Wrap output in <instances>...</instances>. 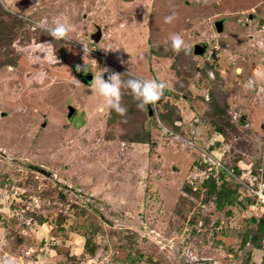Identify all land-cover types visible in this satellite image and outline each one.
<instances>
[{"label":"rangeland","instance_id":"obj_1","mask_svg":"<svg viewBox=\"0 0 264 264\" xmlns=\"http://www.w3.org/2000/svg\"><path fill=\"white\" fill-rule=\"evenodd\" d=\"M1 8L21 26L9 47L1 48L14 64L0 68V264L264 262V246L240 245L244 220L253 211L239 204L229 215L228 207L217 211L193 183L197 161L220 162L234 145L242 154L236 180L246 181L249 160L256 166L264 162V106L253 110L248 99L254 96L258 103L256 93L264 86H247L248 67L256 64L259 76L264 68L259 37H248L252 27L264 29V0H0ZM173 11L177 18L165 23ZM218 19L224 20L221 33L213 24ZM43 20L70 25V40H53L32 23ZM96 26L102 37L92 44ZM172 34L181 35L191 50L205 43L207 51L201 56L190 51L189 57L183 51L154 54L153 49L170 48ZM92 45L99 56L84 53L83 46ZM77 66L93 79H78ZM104 68L167 85L157 105L147 108L151 120L126 131L109 121L106 107L99 111L103 98L90 89ZM210 87L226 99L238 133H216L200 120L207 105L201 96L209 101ZM68 105L76 110L72 118ZM159 113L171 122L175 118L173 127ZM241 119L245 122L237 125ZM146 130V145L124 138ZM186 184H193L191 190ZM243 187L240 201L253 198ZM124 230L130 238L121 234V240L114 232ZM90 234L92 253L85 251Z\"/></svg>","mask_w":264,"mask_h":264},{"label":"trees","instance_id":"obj_2","mask_svg":"<svg viewBox=\"0 0 264 264\" xmlns=\"http://www.w3.org/2000/svg\"><path fill=\"white\" fill-rule=\"evenodd\" d=\"M128 1V0H126ZM2 15H7L6 20L1 18ZM21 26V20L18 18H15L7 11L0 9V56L2 55V58H0V68L3 66L14 64L12 59L9 57V55L6 52H2V47H9L11 44L13 37L15 35V29L20 28ZM153 53L156 55H162V56H170L173 54V51L171 50V47L168 49H164L160 51V49H153ZM192 53V50L191 52ZM187 57L188 54H186ZM192 56V55H190ZM186 57V56H185ZM183 57V58H185ZM182 58L181 62L184 60ZM180 61V59H179ZM179 62V63H181ZM210 65V64H209ZM211 66V65H210ZM82 71V70H81ZM216 73V79L218 78V72ZM206 79H209L208 74L204 73ZM81 75H79L80 77ZM122 79L127 80L128 75L122 76ZM129 79V78H128ZM202 82V79H201ZM210 94V100L208 99L204 100V98L201 96V100L205 102L206 105V111L203 113L202 122L204 123L207 121L209 124H211L214 127V130L216 133H221L223 135H226L227 132H235L238 133L237 126L230 122L229 117L227 116V107L228 103L226 99L222 96V94L217 93L213 88L210 87L209 90ZM122 103L127 107V114L126 117H121L114 111L109 112L108 117L110 122L117 121L118 124L125 127L126 131L136 129V125L138 122H141L143 119H147L145 122L149 121L150 116L148 113V107H146L145 110H140L137 108V101H135L130 93V91L123 92L122 97ZM145 117V118H144ZM159 117L164 121L170 122L171 127H173L172 123L175 122V118L173 119V122L166 116L164 113H159ZM175 117V116H174ZM142 120V121H143ZM151 120V119H150ZM132 121V123H130ZM243 121L238 122L237 125H243ZM176 125V124H174ZM178 129V126H175ZM175 129V130H177ZM126 140H132L138 143L148 144L150 143V133L149 131H144L142 133H134L132 136H124ZM244 141L243 139H241ZM240 140V141H241ZM211 149V148H210ZM239 146H232L228 154L227 152L222 155V158L220 159V165H217L214 162H209L206 159H202L197 161L196 163V169L194 172V184L198 187L196 190H203L205 192V200L208 201V203L211 201L214 204V207L217 211H224L227 207L226 214H232L233 208H235L238 204L241 205V209H244L248 212L249 204L252 202V198H248L247 196L244 197L243 201H240L238 197V189L242 186L241 179L234 180L232 176L227 174V169L232 170V172L240 177L242 173V169L239 166V161L242 159V154L238 153ZM205 150V149H204ZM207 153V152H206ZM210 153H213L212 150H210ZM229 155L231 160H229ZM252 162L250 165V172L248 173L247 178L249 177L251 181H253L255 175H256V165H255V159L249 160ZM201 169V172H196V170ZM205 171V173H202ZM196 175V178H195ZM247 179V181H249ZM220 182V183H219ZM192 183V182H191ZM193 185V184H191ZM191 185L186 184L184 186L185 189L191 190ZM244 188V187H243ZM57 194L59 195V198L63 200L64 194L63 191H58ZM254 212V211H253ZM251 212V214L246 218L244 221H246V225L241 232V243L240 245L242 247H245L246 245H253L256 249H262L264 246V215L261 214L260 216H256ZM199 213H196L195 216V225L198 222L199 217L197 216ZM206 220V218L204 219ZM219 220H216L215 223H217ZM199 225V223H198ZM99 229V227L94 228ZM101 230V229H99ZM196 232V227L194 229ZM115 234H118V236L122 239L121 234L129 235L128 230L124 231H118L114 232ZM91 234L86 237L85 239V251L88 253H92L94 251V246L91 241ZM130 238V236H128ZM246 259L242 264H247ZM264 261V260H263ZM264 264V262H262Z\"/></svg>","mask_w":264,"mask_h":264},{"label":"clouds","instance_id":"obj_3","mask_svg":"<svg viewBox=\"0 0 264 264\" xmlns=\"http://www.w3.org/2000/svg\"><path fill=\"white\" fill-rule=\"evenodd\" d=\"M206 2V0H205ZM177 18V13L173 11L170 15L164 17L165 23H172L174 19ZM32 23L42 32L50 35L53 40H70L69 33L71 32V26L65 22L59 20L54 22V25L49 26L46 20L43 21H33ZM102 37V36H101ZM264 38V35H263ZM101 39V38H100ZM91 43L93 42L92 39ZM94 44V42L92 43ZM170 47L173 52L179 54L180 52H185L188 54L191 51L189 45L186 44L183 37L179 34H172L170 37ZM84 53H89V49L83 46ZM80 67L77 66V71ZM88 73V72H87ZM90 73V72H89ZM108 73L107 79L104 78L103 74ZM249 88L253 87V81H249ZM264 86V84H263ZM167 85L157 79H143V78H129L127 80L122 79L121 73L111 72L109 69L104 68L99 75L94 77L93 84L91 86V91H94L98 96L103 98L104 104L99 108L100 112H103L105 107L109 112L114 111L121 117H126L127 107L122 103L123 89H128L135 101H137V108L140 110H145L147 106L155 107L157 103L162 99L165 94V89ZM260 87L258 86V89ZM259 89L262 92V102L264 101V88ZM207 100V98H205ZM243 119V118H242ZM241 119V121H242ZM239 120V118H238ZM244 120V119H243ZM264 120V117H263ZM240 122V121H239ZM245 122V121H244ZM243 122V123H244ZM246 124H248L246 122ZM261 123L262 139L264 141V126ZM256 165V160H255ZM258 165L255 167V169ZM193 262L196 261V257H192Z\"/></svg>","mask_w":264,"mask_h":264},{"label":"built area","instance_id":"obj_4","mask_svg":"<svg viewBox=\"0 0 264 264\" xmlns=\"http://www.w3.org/2000/svg\"><path fill=\"white\" fill-rule=\"evenodd\" d=\"M258 32L264 33V29L262 28L256 29L255 33H258ZM257 43L261 44L259 40H257ZM89 50H90L89 54H92L95 57L99 56L101 53V51L98 50L96 46L94 45H92L89 48ZM212 74L213 73L210 70V75L212 76ZM233 113H234L233 118L236 119L237 113H235V111ZM263 124H264V120H263ZM214 161H216L215 158H214ZM216 164L220 165V162L216 161ZM249 172L250 170L249 171L247 170V174H246L247 176ZM202 173H205V171H203ZM229 175L232 176L234 179H237V176L232 171L229 172ZM245 180H246L245 182L242 181V185L244 186L245 190H247V192L249 191L251 193L253 197L252 202L249 204L248 209L249 211H255L254 208H259L260 209L259 212L262 214L264 212V162L258 164V167L256 168V175L253 181L251 180L247 181V178H245ZM214 264H217V263L215 262Z\"/></svg>","mask_w":264,"mask_h":264},{"label":"water","instance_id":"obj_5","mask_svg":"<svg viewBox=\"0 0 264 264\" xmlns=\"http://www.w3.org/2000/svg\"><path fill=\"white\" fill-rule=\"evenodd\" d=\"M249 18L251 19V16H249ZM222 22H223V20H221V19H218V20H216L215 22H213L214 27H215V30H216L217 33H221V32L223 31V24H222ZM101 36H102L101 28H100L99 26H96V27H95V31L92 32V33L90 34V39H92V41H93L94 43H98L99 40H100V38H101ZM205 50H206V46H205V45L198 44V43H197V44H194V45H193V48H192V52H193V54H195V55H199V56L203 55L204 52H205ZM209 58H210V57H209ZM107 75H108V73H104V74H103V76H104L105 79H107ZM80 78H82V80H84V81H86V82H89V81H91V80L93 79V75H92L91 73L88 72V73H85L84 75H81ZM67 110H68L67 117L70 118L71 115H72L73 112H74V108H73V106L68 105V106H67ZM150 112H151V111H150ZM150 112H149V113H150ZM4 156H5L6 158H8L9 160L16 161L14 158H12V157H10V156H8V155H4ZM25 166L28 167V168H30V169H32V170H35V171H37V172H40V173H42V174H44V175H46V176H50V175H51L50 172H48V171L42 169V168L39 167V166H36V165H33V164H26ZM78 195H84V194H78ZM149 235H150V236H153V237L156 236V235L153 234L152 232H149ZM200 261H205V262H207L206 260H200Z\"/></svg>","mask_w":264,"mask_h":264},{"label":"crops","instance_id":"obj_6","mask_svg":"<svg viewBox=\"0 0 264 264\" xmlns=\"http://www.w3.org/2000/svg\"><path fill=\"white\" fill-rule=\"evenodd\" d=\"M263 19H261V21H262ZM259 34V35H258ZM258 34H255V30H253V27L251 28V31L249 32V35H248V37L250 38L251 36L254 38V36H258L259 37V39H257V40H259L260 42H261V44H259V43H257V40H256V45H258V48L259 49H261V51H262V53H263V55H264V38H263V34L260 32V33H258ZM261 35V36H260ZM251 39V38H250ZM254 43V44H255ZM236 46V45H235ZM235 49H236V47H234ZM262 60V59H261ZM263 60H264V58H263ZM256 65V64H255ZM255 65H252L251 64V66L250 67H248V70H249V77H248V79H249V81L251 80V81H253V84H255V85H257V86H259L260 88H261V86L264 84V68H263V70H262V72H261V76H259V67L257 66L254 70H253V66H255ZM263 67H264V65H263ZM251 68H252V71H253V73L250 71L251 70ZM261 93L262 92H257L256 93V95H257V99H258V103L257 102H255L256 101V97H249L248 99L249 100H252V102L254 103V106L253 107H255L253 110H258V108H260V107H262L263 108V106H264V103L262 102V95H261ZM251 98V99H250Z\"/></svg>","mask_w":264,"mask_h":264},{"label":"flooded vegetation","instance_id":"obj_7","mask_svg":"<svg viewBox=\"0 0 264 264\" xmlns=\"http://www.w3.org/2000/svg\"><path fill=\"white\" fill-rule=\"evenodd\" d=\"M249 16H251V15H249ZM222 20V19H221ZM224 21V20H223ZM201 45H205L206 46V50L205 51H207V48H208V46H207V44H205V43H201ZM85 73H87V71H85L84 70V72H81V71H79V72H76L75 74H76V76H77V78L79 79V75H84ZM82 80V79H81ZM82 82H85L86 83V81H84V80H82ZM75 109H74V112H73V114H75ZM72 114V115H73ZM71 115V116H72ZM70 118H72V117H70ZM43 127L46 125V122H42V124H41ZM15 163H19L18 161H16Z\"/></svg>","mask_w":264,"mask_h":264}]
</instances>
